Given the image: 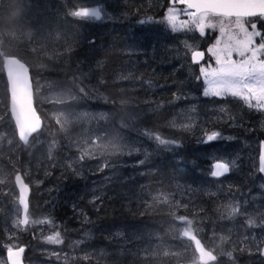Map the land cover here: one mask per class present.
Instances as JSON below:
<instances>
[{"label":"rangeland","instance_id":"rangeland-1","mask_svg":"<svg viewBox=\"0 0 264 264\" xmlns=\"http://www.w3.org/2000/svg\"><path fill=\"white\" fill-rule=\"evenodd\" d=\"M71 1L75 6L74 11L100 9L101 18L98 20L104 17V12L109 10L108 6L111 4L109 0ZM3 2L6 9L8 4L13 5L12 9H8L4 14L9 17L7 22L1 23L2 20H0V42H3L5 49L23 47V51L32 56V61H37L39 64H48L43 68L46 71L51 73L54 71L65 72L64 70H57L56 67H66L71 53L73 51L77 53L79 48H84L85 51L83 52L87 53L88 56L96 53L121 55L124 58H121L120 63L115 66L110 79V86L113 87L112 90L117 89L116 92L119 93L118 87H115L113 81L124 84L129 82L130 87H121L122 92L129 100H134L138 92L141 95L143 90H146L145 86H148V77L152 73L151 71L157 72L155 69H147L148 65L142 62L139 65L137 64V55L144 53V51H140L133 45H127L126 42L122 44L123 39L119 40L120 43L117 42L115 37L117 29L115 31L113 26L108 23L100 24L98 20L91 29L89 23H93L91 19L95 18H79L71 15L72 12L68 10L65 2L60 4L51 0H3ZM164 5L166 8L157 23L170 29L165 20L167 10L170 7L169 0L164 2ZM132 18H135L134 15H132ZM186 18L181 16V19ZM148 22L145 21L144 23ZM185 30L194 29H182L180 31ZM194 32L196 44L200 43L203 37L209 38L211 45L216 42L215 38H221L218 22L215 28L206 29L204 35L195 30ZM122 37L124 38L123 35ZM92 38L96 40L95 43ZM115 42H117V45L114 44ZM234 58L238 59L239 57L234 56ZM209 64L214 67V59H211ZM145 69H147L145 73L146 80L141 83L137 81V78L138 75L144 74ZM152 76L157 78L156 75ZM203 81L205 91L207 82L204 78ZM167 82L168 80L165 84ZM175 82L174 80L169 85L171 90L181 87L179 83ZM62 83V81L56 82V80L55 82L38 80L36 92L39 104L43 107L48 118L58 123L60 128L59 143H64L69 155L62 159L57 157L55 161L43 144L36 143L29 148V155L21 163L23 166L22 173L35 186L40 185V181L47 183L46 186L39 188L36 196L45 192V196L49 195L48 192L53 190V182L59 181L63 177L64 180L65 177H71L76 182L77 187L66 192H61L59 188L55 189L56 191L52 193L53 196H47L48 198L46 197L44 201L39 202L40 205L34 207L32 216H36V218L32 219V225L40 238L35 245L31 240L30 248L33 254H29L26 264H61L54 261L55 257L78 260L83 262L81 264H184L185 259L194 253L193 244L188 239L181 241L170 236L177 221L172 213L174 212L176 216H185V211L181 214L177 213L179 201L174 206L164 209L167 211L158 218V224L160 225L149 227V223L144 221H127L125 223L120 222L115 226L111 224L104 226V228L95 227L92 232L87 233L85 241L71 245L69 248H62L58 243L48 242L47 238L54 236L56 229L50 223L49 226L53 229L49 232L45 227L48 218L40 220L39 215L42 216L45 212L48 217L54 210L58 209L60 215L66 217L67 220L79 222L81 220L79 218L84 213L82 202L91 206V204L93 205L103 198L110 200L115 192L127 193L133 186L127 185L125 182L127 177L120 175L118 168L129 169L126 167L127 164L140 158L148 149L145 141L118 126L114 119L115 117L123 119L127 115L125 104H131L129 108L134 109L135 103L133 101L119 99L117 104L116 102H109L111 103L109 106L110 112L92 109L94 108L92 103L84 106L82 98ZM65 84L67 83L65 82ZM206 97L214 98L212 96ZM233 98L240 109L238 110V120L245 119L242 111L252 110L253 114L258 115V117L256 121H246L245 124L236 122L234 125H230L223 122L221 127L225 126L230 130H246L248 132L257 130L264 133V109L250 108L239 98ZM182 99V106L184 107L173 110L177 114L174 118L165 120L164 127L169 126L175 130L179 138L187 136L192 139L203 136L209 128L211 116L198 110L196 105H189V109L185 110V95L180 96V100ZM60 114L69 117L70 122L65 123L63 119L58 121L57 116ZM169 115L172 114H165V116ZM162 116L164 117V115ZM135 119L137 120V118ZM222 119L229 120L223 116ZM182 125H189V127H182ZM5 130V126L0 128V134H2V140H0V181H2L0 182V229L4 230L8 239L13 240L14 237H19V232L15 230V213H18V211L16 207H9L11 199H16V192L12 188L10 172L8 176L6 172L7 165L11 164V160L7 156L12 152V137ZM249 142H253V149L256 150L259 143L257 139L254 141L249 140ZM242 156L237 176L234 175L233 180L223 182L224 185L228 186L234 183V192H240L249 187L250 183H244L243 181H251L252 155L250 152L245 151ZM227 158L228 162L233 159L227 155L217 154L216 156V159L222 161H226ZM54 169L56 170L55 176H50ZM127 174H129V171ZM49 177L52 178V181ZM253 178L252 176V180ZM78 180L81 182L79 183ZM184 190L185 185L180 186L179 184V186L173 187L168 194H171L172 199L179 198L180 193ZM145 191L147 192V190ZM231 191L232 188H229L225 193L228 192V195H230ZM155 198V196L148 193L142 200L143 202L148 201V205L154 206ZM139 208V206H136V210ZM140 212H143L142 208H140ZM71 224L76 227L73 223ZM153 226L159 229L157 230ZM224 231L225 233L222 236H219V233L215 234V237L229 239L233 236L237 240L240 238L251 244L260 242L259 236L247 227L229 225ZM36 233L35 235H37ZM212 238L213 235L210 237L209 243L213 242ZM212 247H214V244ZM227 250L234 253L231 246ZM37 255L50 257L54 262L43 260ZM248 257L250 260L247 264H260L254 253ZM214 264L222 263L217 261Z\"/></svg>","mask_w":264,"mask_h":264},{"label":"trees","instance_id":"trees-1","mask_svg":"<svg viewBox=\"0 0 264 264\" xmlns=\"http://www.w3.org/2000/svg\"><path fill=\"white\" fill-rule=\"evenodd\" d=\"M157 2V0H117L114 2V5L116 6L115 16H117V20L122 24V28L120 30L121 32L116 33V41L120 43L121 41L119 40L123 39L124 41H122V44L126 42V44H132L133 46L136 45L144 49V51L149 55V59H146L145 62H151V66L148 69H155L157 71H151L152 73L150 74V79H153L154 76L152 75H156L158 79H156L155 82H161L165 84L168 78L173 77L176 81L175 83H179L181 88H186L187 78L191 75L189 72H187L188 67L185 65V35H169L158 30L144 32V29H140L139 36L131 31L136 36L135 40H130L132 36L130 34L131 22L127 24L128 18H130L132 15L141 17L144 11H154L156 9ZM1 4L2 2H0V20H2V23L7 22L9 17L4 14L8 11V9H12L13 4H8L7 9L2 7ZM117 35H119V37H117ZM93 41L95 43L96 40ZM117 42L114 44L117 45ZM77 50V53L74 51L71 53L69 63L66 67H56L57 70H64L65 72L54 71L51 73L46 71L43 73V76H46L49 78V80L62 81L64 84L66 82V86L82 97H85L86 100H90L89 103L97 102L98 105L103 106H110L113 102H116L117 104L119 101V94L116 92L117 89L112 90L113 87L110 86V79L112 77L113 71L115 70V66L120 63L121 59L119 56L113 54L109 55L106 53H96L88 56L87 53L83 52L85 51L84 49ZM7 51H9L7 53L25 62L31 68L34 77V63L36 61L33 60L34 63L29 61L30 59L26 56V52L23 51V47L11 48ZM81 89H83V91H81ZM134 98L135 99L132 101L135 103L136 108L140 110V113L137 114L140 117V120L145 121V124L153 129L158 128L163 119L162 115L168 111L165 109V106L168 104L171 105V103H169L167 94L159 93L157 95H151L147 90H143L141 95L138 92L137 97ZM0 100L2 101V115L0 117L1 124L5 122V120L9 119L7 111V95L2 72H0ZM221 110L228 112L226 106L224 105L221 106ZM38 111L41 116H43V118H46L44 112L41 111L40 108ZM10 127L12 129L11 124ZM10 127L9 131L13 133ZM238 134H242V136H240V140L246 143V134L249 133L239 132L234 135ZM40 137L43 140L45 146H47V149L51 151L53 156L63 157L66 155L64 153V149L58 144L59 136H57L56 133L53 135L50 133V131L46 130V127H44ZM178 146L180 147L179 150L181 151V154L184 158L191 157L196 159L191 154V146L187 145V143L182 142L181 144H178ZM240 149L241 148H237L234 150V152H238ZM20 150L21 148L19 144L15 142L13 156L18 162L16 160H11V167L19 164L21 159ZM16 153L17 156H15ZM55 171L56 170L54 169L50 176H55ZM187 172L188 174L185 175V163H174L170 156L156 150L152 155L149 156L148 164L142 166L141 168L135 169L132 174H127L126 170L122 171L124 174L123 176L127 177V180H125L127 185L133 187L129 189L127 193L114 194L115 196L113 199L102 201L98 209H94L93 211L86 213V220L82 227L88 228L107 226L111 224L117 225L120 222L125 223L127 221H144L149 223V225H160L158 224V218L167 211L164 209H167L172 205L174 206L177 201L180 203L177 205V213L181 214L185 211V190L180 193L179 198L174 199H172L171 194L169 195L168 192H171L172 188L179 186V184L180 186L185 185V176L193 174L191 171ZM49 178L52 181V178ZM243 182L246 183V181ZM251 182L252 176L250 183ZM199 184L204 190V194L200 195L202 205L198 210L191 207L190 210L196 211L198 215H200L201 221L204 222L205 226H215L219 223V219L224 218V215H221L219 212H217L220 207L218 198L210 194L211 189L207 187V179H205V181L200 180ZM52 185L54 187L52 192H48L50 193L49 195H52V193L56 191L55 189L58 188L61 192L76 188V184L74 180L71 179V177H65V180L63 177L62 179H59V181L53 182ZM145 190H147V192ZM156 191H160L162 195L167 196L169 198L168 202H163L164 200L158 196L155 198L154 206L148 205V201L143 202V197H145L148 193L154 195ZM44 194L39 196L33 195V198L30 201L31 208L35 206L37 207L40 205V201H44L47 196L49 197V195L45 196ZM212 197L216 200V202L211 200ZM263 197L264 191L262 192V195L259 197V199H263ZM224 199H229L228 192L224 194ZM136 206L142 208L143 212H140V208L136 210ZM56 220L59 221V223H63L62 228L64 229L63 232L65 235H61V238L64 239L65 243H71L77 237L76 232L78 230L71 225V220H67V218L60 215V213L56 215ZM23 231L29 230L27 229ZM24 233L26 235L29 234V232ZM6 238V233L3 229H0V258L4 257L5 253L7 252V247L9 246H12L13 248H27L26 256H28L31 240L34 242V244L36 242L34 235H23V238H14L13 241H8ZM0 264H5V262L0 261Z\"/></svg>","mask_w":264,"mask_h":264},{"label":"snow or ice","instance_id":"snow-or-ice-1","mask_svg":"<svg viewBox=\"0 0 264 264\" xmlns=\"http://www.w3.org/2000/svg\"><path fill=\"white\" fill-rule=\"evenodd\" d=\"M169 4L165 20L173 32L194 29L204 35L206 29L215 28L217 22L219 23L221 38L206 50L209 58L214 59V67L211 64L202 65L206 52L190 46L191 61L201 65L199 71L207 82V88L203 94L212 97L232 96L244 101L250 108L264 109V32L258 28V24L264 21V0H169ZM71 15L79 18L100 19L101 10L80 9L73 11ZM181 16L187 18L181 19ZM234 56L239 58L235 59ZM7 74L11 90V111L15 117L19 140L28 144L29 137L41 129L42 121L33 108L32 96L25 82L23 69L10 65L7 68ZM61 119L65 123L70 122L69 117L63 114L57 116L58 121ZM182 127H189V125H182ZM220 137L219 132L213 131L206 135V140L211 142ZM154 139L160 145L174 143L159 135H156ZM229 170L228 163L218 162L214 165L211 176L222 177ZM260 170L264 172V166ZM15 181L19 189L18 203L23 209V217L17 221V226L28 225L30 222L27 215L29 187L19 174L16 175ZM163 202L167 203V200ZM237 211V208H232L229 217ZM172 215L186 225L180 234L195 245L196 256L193 264H213L217 260V255L207 249L197 238L193 230V221L183 215L176 216L174 212ZM47 239L49 243L62 242L59 233ZM6 251L10 264H21L23 247L14 250L12 246H9ZM227 255L231 256V253ZM261 255H264V250H261Z\"/></svg>","mask_w":264,"mask_h":264},{"label":"water","instance_id":"water-1","mask_svg":"<svg viewBox=\"0 0 264 264\" xmlns=\"http://www.w3.org/2000/svg\"><path fill=\"white\" fill-rule=\"evenodd\" d=\"M4 62H5V65H4V69H5V72H6V78H7V81H8V84H9V97H10V102H9V111H10V114L12 116V119L14 120L15 122V117L12 115V111H11V90H10V81H9V78H8V74H7V68L8 66L10 65H15L21 69H23V74H24V79H25V82L28 84V87H29V91L31 93V96H32V103H33V95H32V89H31V82H30V76L26 70V68L21 65L20 63H18L17 61L15 60H11V59H4ZM16 125V123H15ZM18 132V131H17ZM35 134V133H34ZM33 134V135H34ZM19 137V135H18ZM30 138V137H29ZM23 143V142H22ZM24 144V143H23ZM262 155L264 156V153L262 152ZM262 162V165H264V160H261ZM28 195H29V191L27 193V200H28ZM22 208V207H21ZM22 216H23V209H22ZM8 261V260H7ZM8 264H10V262H8ZM22 264V263H21Z\"/></svg>","mask_w":264,"mask_h":264},{"label":"bare ground","instance_id":"bare-ground-1","mask_svg":"<svg viewBox=\"0 0 264 264\" xmlns=\"http://www.w3.org/2000/svg\"><path fill=\"white\" fill-rule=\"evenodd\" d=\"M118 103V102H117ZM122 103V102H121ZM117 171V170H116ZM172 178H174V177H172ZM118 197V196H117ZM144 226V225H143ZM32 242V241H31ZM251 263V262H250Z\"/></svg>","mask_w":264,"mask_h":264}]
</instances>
